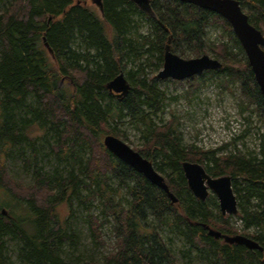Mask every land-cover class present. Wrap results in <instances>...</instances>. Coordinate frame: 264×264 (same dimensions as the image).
Masks as SVG:
<instances>
[{
    "label": "trees",
    "instance_id": "1",
    "mask_svg": "<svg viewBox=\"0 0 264 264\" xmlns=\"http://www.w3.org/2000/svg\"><path fill=\"white\" fill-rule=\"evenodd\" d=\"M237 1L264 36V0ZM91 3L0 0V264H74L64 247L79 240L70 225L79 209L86 213L95 247L106 246V226L113 242L83 264H182L167 242L166 230L187 245L182 256L195 250L209 264H264V125L256 150L246 149L242 141L250 134L248 128L228 144L203 151L184 143L177 115L154 121L165 98L154 84L155 76L153 84L139 78L143 67L125 74V96L118 98L106 89L127 62L146 57L145 66H150L157 53L159 70L171 37V51L180 57L209 54L222 64L185 80L189 88L198 90L209 78L221 79L224 89L236 84L239 114L247 112L244 102L253 104L264 123L260 89L230 25L215 13L176 0H148L146 6L133 0H101L100 14ZM142 22L147 26L144 35L138 31ZM208 26L221 28L220 41L227 37L230 42H209ZM185 96H191V90ZM125 119L141 131V145L133 150L163 176L176 203L103 146L107 135L130 143L120 128ZM36 129L41 138L31 135ZM40 139L56 162L51 173L39 165L44 158V147L37 146ZM23 145L31 150L22 165L29 184L11 177L6 164ZM230 145V151L218 155ZM17 153L24 155V150ZM184 161L202 165L211 177L231 176L236 216L222 217L214 195L204 202L194 198L181 169ZM94 203L97 214H92ZM206 226L221 235L247 237L262 250L228 245L209 236ZM251 227L253 232L246 231Z\"/></svg>",
    "mask_w": 264,
    "mask_h": 264
},
{
    "label": "rangeland",
    "instance_id": "2",
    "mask_svg": "<svg viewBox=\"0 0 264 264\" xmlns=\"http://www.w3.org/2000/svg\"><path fill=\"white\" fill-rule=\"evenodd\" d=\"M91 5L94 11L100 14L99 8L93 3H91ZM146 29V24L142 22V25L139 27L138 31L144 35L146 33ZM206 31L209 42L225 43L219 39V35L222 31L221 28H213L208 26ZM229 42L230 40L228 43ZM226 45L230 46V44ZM207 55L210 56L209 54ZM157 56L158 54L154 53V58L152 59V64L150 66H145L144 60L146 57L137 59L133 63L131 61L127 62L125 70L122 71L124 78L125 74L129 72L131 68L136 70L137 67L141 66L144 69V73L139 78L142 79L146 77L148 79L147 82L153 84V82L150 81L151 78L154 76L156 77V74L162 68L161 67L159 70H157ZM169 80L170 79H157V82L154 83L156 87L163 93L165 98V106L163 111L158 113L155 118L153 117L155 122H158L160 118L166 121L171 117L172 114L177 115L179 117V130L183 134L184 143L193 144L198 148H201L203 151L214 150L220 147L222 144H228L233 137L235 138L240 136L243 131L249 128L250 134H248V136H246L242 141L245 144L246 149L256 150L259 143L257 134H261L263 132L264 123L260 120L258 114L255 111V105L253 104L248 105L246 102H244L243 106L248 107V109H246L247 112L241 115L239 114V103L237 99L239 97V91L236 84H230L227 89H224L221 86V79L209 78L204 84L200 85L198 90H193L189 88V85L185 82V80H172L173 82H170L171 80ZM189 90H191V96H185L186 92ZM253 110L254 112L251 113ZM248 116H251L249 120H247ZM128 121V119H125L124 125L120 128L126 130L131 144L126 141H124V143L133 149V147L141 145V131L135 130ZM233 130L234 133H232ZM31 135L33 137L41 138L42 132L36 129ZM52 136L53 134L49 132L48 140L50 142H53ZM242 141L237 143V147L240 150ZM37 146L44 147V149H41L40 151V153L44 155V158L43 160L39 161V165H42L45 172L51 173L52 168L56 166L54 156L51 153H48V147L45 145L43 139L39 140ZM231 149L232 145H230L229 149L226 151L219 152L218 155H223ZM22 150H24V155L20 154ZM77 150L80 151V155L83 158L87 156L81 148L78 147ZM13 151L14 154H12L6 162L9 173L14 179L21 180L23 183L29 184L30 176L24 171L22 165L24 159L30 155L31 150L28 148V146L23 145L21 147H16ZM17 151H19L17 154H20V156L15 155ZM76 169H78V167H76ZM120 192L124 195L123 190ZM210 195L212 194L210 193L209 196ZM1 198L2 195L0 194V199ZM94 206L95 208H93L92 214H97L99 210L97 203H94ZM61 212L62 214L67 213L65 210H61ZM70 223L71 227L79 233V240L73 244V246L69 247L68 245H65L64 248L68 256L74 261V264H83L89 260V258L98 257L101 253L107 251L113 243L109 228L106 226L102 229V237L106 242V246L95 247L93 245L92 238L86 223V213L83 209L76 211L75 217L70 219ZM234 224L237 228V231L241 232V221L236 219ZM249 231L253 232V227H251ZM164 235L167 237V242L170 244L172 249L177 252L176 254H178L179 260L182 264H209L208 260L205 259L203 254L195 250L186 256L180 255V253L187 248V245L184 243L183 239L176 237L169 230H166ZM9 248L14 250L15 243L10 242Z\"/></svg>",
    "mask_w": 264,
    "mask_h": 264
},
{
    "label": "water",
    "instance_id": "3",
    "mask_svg": "<svg viewBox=\"0 0 264 264\" xmlns=\"http://www.w3.org/2000/svg\"><path fill=\"white\" fill-rule=\"evenodd\" d=\"M133 1L140 5V2L147 3L148 0ZM176 1L215 13L227 21L243 49L260 89L264 110V36L248 22V17L242 11L239 2L237 0ZM91 2L101 11V0H91ZM170 43L171 37L168 38L164 46L162 68L156 74V78L159 80L183 81L198 76L204 71L216 70L222 67L220 61L211 58L207 54L189 59L182 58L171 51ZM106 89L109 93L121 98L128 93L129 85L123 74L120 73L107 84ZM102 144L115 158L130 166L148 182L163 190L170 201L176 203L177 198L169 191L163 176L154 169L150 161L112 135L105 136ZM181 169L186 179L188 190L195 199L204 202L211 193L217 199L219 212L222 217L237 215V200L232 190L231 176L211 177L206 173L202 165L188 161L181 163ZM205 228L209 236L215 239L221 238L228 245H241L248 250H262L256 242L247 237L241 235H221L220 232L208 226Z\"/></svg>",
    "mask_w": 264,
    "mask_h": 264
},
{
    "label": "built area",
    "instance_id": "4",
    "mask_svg": "<svg viewBox=\"0 0 264 264\" xmlns=\"http://www.w3.org/2000/svg\"><path fill=\"white\" fill-rule=\"evenodd\" d=\"M223 42L228 43V38H227V37L223 38ZM232 133H234V130H233ZM232 133H231V134H232ZM233 138H234V137H233Z\"/></svg>",
    "mask_w": 264,
    "mask_h": 264
},
{
    "label": "flooded vegetation",
    "instance_id": "5",
    "mask_svg": "<svg viewBox=\"0 0 264 264\" xmlns=\"http://www.w3.org/2000/svg\"><path fill=\"white\" fill-rule=\"evenodd\" d=\"M141 5H144V6H146V5H147V3H143V2L141 3V2H140V6H141ZM99 13H100V10H99ZM246 231H249V229H247ZM249 232H250V231H249Z\"/></svg>",
    "mask_w": 264,
    "mask_h": 264
}]
</instances>
